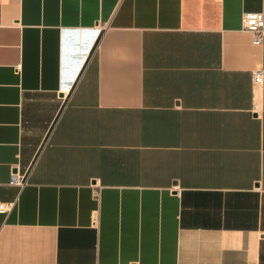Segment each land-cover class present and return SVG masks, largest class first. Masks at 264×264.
Here are the masks:
<instances>
[{"label": "crops", "instance_id": "crops-1", "mask_svg": "<svg viewBox=\"0 0 264 264\" xmlns=\"http://www.w3.org/2000/svg\"><path fill=\"white\" fill-rule=\"evenodd\" d=\"M262 11L0 0V264H264Z\"/></svg>", "mask_w": 264, "mask_h": 264}, {"label": "built area", "instance_id": "built-area-1", "mask_svg": "<svg viewBox=\"0 0 264 264\" xmlns=\"http://www.w3.org/2000/svg\"><path fill=\"white\" fill-rule=\"evenodd\" d=\"M242 30L252 36V43L256 47H262L264 44V12H245L242 15ZM17 70H21L18 66ZM253 90L256 91L264 86V69H257L252 72ZM68 97L70 92L67 93ZM41 149L36 154L32 163L26 168L21 169L18 165L12 167L11 185L23 190L30 184L31 177L37 167L40 159ZM102 187L92 185L93 197L99 200ZM15 207V203H0V215L10 214Z\"/></svg>", "mask_w": 264, "mask_h": 264}]
</instances>
